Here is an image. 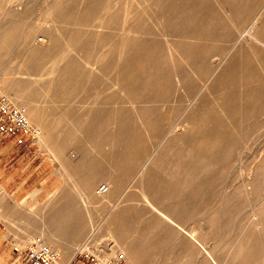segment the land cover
Masks as SVG:
<instances>
[{
  "label": "bare ground",
  "instance_id": "bare-ground-1",
  "mask_svg": "<svg viewBox=\"0 0 264 264\" xmlns=\"http://www.w3.org/2000/svg\"><path fill=\"white\" fill-rule=\"evenodd\" d=\"M40 3L0 25V72L37 142L78 158L59 162L77 168L65 200L34 212L56 264L111 201L101 229L132 264H264V154L234 175L264 127V0Z\"/></svg>",
  "mask_w": 264,
  "mask_h": 264
},
{
  "label": "rangeland",
  "instance_id": "rangeland-1",
  "mask_svg": "<svg viewBox=\"0 0 264 264\" xmlns=\"http://www.w3.org/2000/svg\"><path fill=\"white\" fill-rule=\"evenodd\" d=\"M40 1L41 0H13L5 3L3 7H0V25L6 21L10 15H12V10H22V8L25 7L29 9V7L32 6L35 12H37V9L41 8ZM39 14L40 13H36L35 18ZM35 18L32 22L37 20ZM31 19L32 18H30V21ZM26 25L30 26L32 24L27 23ZM38 34L37 39L41 41L42 35L41 33ZM5 66L8 67L5 75L10 79L17 80L21 76L28 77L25 73H19L20 65L14 58L10 59ZM2 74L3 73L0 72V92L6 95L7 90L2 81ZM39 76L40 75L38 74L29 75L31 78ZM9 94L12 93L9 92ZM86 98L87 96L80 97L75 101L73 109L76 113H79L82 110V105ZM11 103L17 105L13 100H11ZM175 117L173 118L174 122H172V120L171 123L167 125V130L165 128V133H169L176 128L180 118L179 116L177 117V115ZM29 120L34 126H39L38 122L34 118L31 117ZM168 127L170 128L168 129ZM262 131H264V127L261 128L259 133L255 135L254 139L250 141V145L248 147L250 155L247 154V156H243L241 161H235V164L237 163L235 165L236 168L234 169V175L236 177L242 176L241 165L243 168H246V166L252 162L254 154L257 153L258 157L264 154V150L262 149V146H264V134ZM254 142L255 144H253ZM19 158H24V161L30 164V170H34L31 183L28 185V188L31 187V189L28 190V192H25L20 199L18 193L15 194L14 192V181L11 180L10 182H7V189L4 190L3 185L4 182L6 183V179L3 182V179L0 178V194H5L8 199V202L3 204V208L6 211L4 214H2V210L0 208V233H2L6 239H9L14 243V246L18 249L17 251H19V249L24 250L26 246H28V244L37 237L42 238L45 241V235L41 234L38 229L39 222L36 219L37 212L35 213V217L34 212L38 210L39 207H41V211L43 210L42 207L45 205L47 207V204L51 203L52 197H58L62 200L64 197L66 198L71 191V187L69 188L67 185V178L68 176L77 175V173L73 172L77 168L71 169L72 171L63 170L59 168V162L62 163V166L67 167L66 164L68 159H78L74 154L69 155L68 157L66 155L61 157L58 156V158L53 157L44 145L37 142L36 137L0 134V169H2L5 165V171H11L13 163ZM27 159L31 160L28 161ZM16 179L18 178L16 177ZM103 184H105L104 177L97 183V189ZM1 190H3L2 193ZM115 203L116 202L113 201L109 202V205L101 213H98L99 215L92 217L90 224H88L89 229L87 232L77 238L73 255L68 261L69 264H95L94 260L104 261L108 259H124L131 262L124 256L114 253L117 249L116 239L101 229V223L105 219L106 213L113 209L116 205ZM66 204L67 203H65V205ZM94 205H96L95 209L99 207L97 203ZM96 211H98V209ZM7 212H12V215H9ZM54 248L60 252L61 258L63 253L61 247L57 246ZM63 248L66 249L67 246H64Z\"/></svg>",
  "mask_w": 264,
  "mask_h": 264
},
{
  "label": "built area",
  "instance_id": "built-area-1",
  "mask_svg": "<svg viewBox=\"0 0 264 264\" xmlns=\"http://www.w3.org/2000/svg\"><path fill=\"white\" fill-rule=\"evenodd\" d=\"M40 133L41 129L30 122L25 109L12 104L9 97L0 92V134L36 137ZM106 187L103 184L99 189L104 190ZM22 258L24 264H56L60 258V252L42 238L37 237L23 250ZM94 261L95 264H132L124 259Z\"/></svg>",
  "mask_w": 264,
  "mask_h": 264
},
{
  "label": "crops",
  "instance_id": "crops-1",
  "mask_svg": "<svg viewBox=\"0 0 264 264\" xmlns=\"http://www.w3.org/2000/svg\"><path fill=\"white\" fill-rule=\"evenodd\" d=\"M28 161L31 159H27ZM4 164V163H3ZM30 164L24 161V158L17 159L12 166V170L9 172L5 171V165L0 169V178L4 180L6 179V183L4 182V190H6L7 182L11 180L14 181V192L18 193L20 199L22 198L25 192L31 189L28 188V185L31 183L34 170H30ZM16 177L18 179H16ZM26 188V189H25ZM3 191V190H1ZM7 203V202H6ZM4 202L0 201L2 214L6 211L3 208ZM8 209V208H6ZM15 212V211H13ZM8 213V212H7ZM12 213V212H11ZM8 213L9 215H12ZM27 216V215H26ZM23 249L16 250L14 243L0 233V264H24L23 262ZM69 264V263H68Z\"/></svg>",
  "mask_w": 264,
  "mask_h": 264
}]
</instances>
